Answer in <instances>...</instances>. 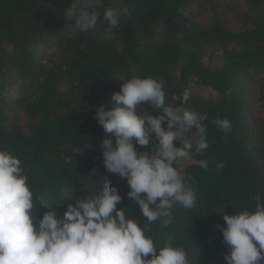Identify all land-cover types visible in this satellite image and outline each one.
Returning <instances> with one entry per match:
<instances>
[{
  "label": "trees",
  "instance_id": "1",
  "mask_svg": "<svg viewBox=\"0 0 264 264\" xmlns=\"http://www.w3.org/2000/svg\"><path fill=\"white\" fill-rule=\"evenodd\" d=\"M70 4L0 0V148L21 159L38 218L49 208L62 216L107 177L122 196L117 207L145 222L127 180L104 165L101 141L111 134L95 118L135 69L164 82L167 104L207 114L208 149H193L180 165L197 204L174 206L171 223L159 220L148 234L157 247L168 240L183 246L190 264H226L223 214L264 199V0H105L104 7L129 8L110 40L103 9L97 26L83 33L64 15ZM145 108L158 114L148 105L138 111ZM224 118L228 133L214 123ZM65 189L71 198H61Z\"/></svg>",
  "mask_w": 264,
  "mask_h": 264
},
{
  "label": "clouds",
  "instance_id": "2",
  "mask_svg": "<svg viewBox=\"0 0 264 264\" xmlns=\"http://www.w3.org/2000/svg\"><path fill=\"white\" fill-rule=\"evenodd\" d=\"M104 4L71 0L63 11L77 30L87 33L97 26L103 9V37L110 40L129 8ZM183 14L192 21L189 10ZM132 71L130 78H121L124 83L111 96V106L99 107L95 118L111 134L101 141L104 165L127 180V195L139 204L145 222L128 218L127 208L117 207L122 196L107 177L95 193L69 203L62 216L49 208L38 218L21 159L0 148V264H190L183 246L168 240L157 247L148 233L159 220L164 226L171 223L174 206L189 210L197 204V193L186 183L180 165L193 158V149H208L203 123L207 114L167 104L162 80ZM145 105L158 114L147 108L141 114L138 109ZM214 123L225 133L232 128L227 118ZM137 145L149 150L140 151ZM199 166L207 169V160H200ZM72 195L65 189L61 198ZM255 199L252 210L223 214V242L230 249L226 264H264V199Z\"/></svg>",
  "mask_w": 264,
  "mask_h": 264
},
{
  "label": "rangeland",
  "instance_id": "3",
  "mask_svg": "<svg viewBox=\"0 0 264 264\" xmlns=\"http://www.w3.org/2000/svg\"><path fill=\"white\" fill-rule=\"evenodd\" d=\"M198 16H199L200 21H206V20H207V16H205V15H203V14H201V13H198ZM216 65H217V64H216ZM217 66H218V65H217ZM191 90H192V91H195L196 88H195V87H192V88H190V91H191ZM202 90H204V91H206V92H210V89H202ZM258 105H259L258 108L261 109L260 118H261V120L264 122V107H263V105H262L261 103H259ZM23 125L26 126L27 123L24 121V122H23Z\"/></svg>",
  "mask_w": 264,
  "mask_h": 264
},
{
  "label": "built area",
  "instance_id": "4",
  "mask_svg": "<svg viewBox=\"0 0 264 264\" xmlns=\"http://www.w3.org/2000/svg\"><path fill=\"white\" fill-rule=\"evenodd\" d=\"M92 149H96L95 147H92ZM83 151H81V153H82Z\"/></svg>",
  "mask_w": 264,
  "mask_h": 264
}]
</instances>
